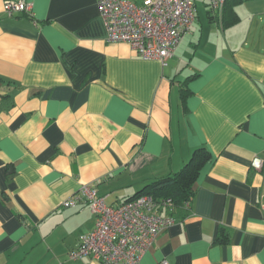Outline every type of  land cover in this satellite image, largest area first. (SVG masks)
Returning a JSON list of instances; mask_svg holds the SVG:
<instances>
[{
	"label": "crops",
	"instance_id": "1",
	"mask_svg": "<svg viewBox=\"0 0 264 264\" xmlns=\"http://www.w3.org/2000/svg\"><path fill=\"white\" fill-rule=\"evenodd\" d=\"M4 1L0 264H101L69 258L95 216L64 201L88 184L121 205L201 150L190 207L162 211L175 223L141 264H264V0H195L165 64L109 42L99 0Z\"/></svg>",
	"mask_w": 264,
	"mask_h": 264
},
{
	"label": "built area",
	"instance_id": "2",
	"mask_svg": "<svg viewBox=\"0 0 264 264\" xmlns=\"http://www.w3.org/2000/svg\"><path fill=\"white\" fill-rule=\"evenodd\" d=\"M223 2L213 1L212 6L219 7ZM98 8L109 42L128 43L139 57L163 64L174 56L196 19L195 0H142L141 4L99 0ZM3 9L9 15L32 13V5L22 0H6ZM251 167L261 171L264 159L255 157ZM81 202L95 216V227L79 238L77 249L69 255L74 261L89 257L101 264H141L156 237L175 223L171 214H162L163 210L172 213L175 209L170 198L143 195L113 206L98 195L97 189L85 184L63 204L73 207ZM261 209L264 212V200Z\"/></svg>",
	"mask_w": 264,
	"mask_h": 264
},
{
	"label": "trees",
	"instance_id": "3",
	"mask_svg": "<svg viewBox=\"0 0 264 264\" xmlns=\"http://www.w3.org/2000/svg\"><path fill=\"white\" fill-rule=\"evenodd\" d=\"M210 161V153L201 150L195 154L193 159L181 172L169 175L154 182L133 199L143 195H150L155 199L170 198L174 201L176 206L186 205L189 202L191 203L195 196V184L197 179L202 169Z\"/></svg>",
	"mask_w": 264,
	"mask_h": 264
}]
</instances>
